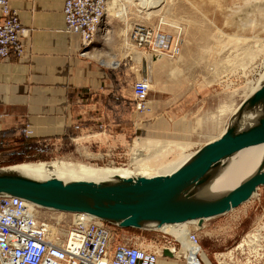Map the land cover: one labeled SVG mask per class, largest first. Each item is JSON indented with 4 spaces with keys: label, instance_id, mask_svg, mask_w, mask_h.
I'll use <instances>...</instances> for the list:
<instances>
[{
    "label": "rangeland",
    "instance_id": "obj_1",
    "mask_svg": "<svg viewBox=\"0 0 264 264\" xmlns=\"http://www.w3.org/2000/svg\"><path fill=\"white\" fill-rule=\"evenodd\" d=\"M132 1H109L101 38L87 52L94 49L105 59L117 58L114 61L128 81H147L148 109L138 112L134 106L133 112L120 111L119 123L127 120V133L99 135L92 128L47 143H6L5 148L20 152L1 155L0 166L69 161L134 171L133 157L139 143L145 148L137 157L147 156L154 174H163L165 163L218 136L233 109L262 81L264 0H259V8L255 0H164L162 8L147 10L161 9L150 15L139 12L137 0ZM135 23L159 28L169 37V48L159 51L165 53L163 58L157 61L156 52L135 46L129 37ZM231 211L242 219L239 233L227 236L224 230H199L187 223L190 233L211 264H264V186ZM213 220L224 221V217L216 216L209 222ZM160 234L158 230L124 229L117 231L116 241L142 238L145 244L167 243L179 248L177 239L164 241ZM221 236L225 239L219 244L215 238Z\"/></svg>",
    "mask_w": 264,
    "mask_h": 264
},
{
    "label": "crops",
    "instance_id": "obj_2",
    "mask_svg": "<svg viewBox=\"0 0 264 264\" xmlns=\"http://www.w3.org/2000/svg\"><path fill=\"white\" fill-rule=\"evenodd\" d=\"M8 2L23 28V51L0 60V156L20 152L5 148L9 142L47 143L92 128L99 135L127 133V120L119 123V113L133 112V80L123 77L119 63L112 65L117 58L105 59L94 49L81 54L79 36L65 30L64 0ZM100 31L101 26L93 43L100 40ZM222 216L220 222L206 219L199 230H224L227 236L239 233L241 217L232 211ZM157 230L164 241L174 239L166 230ZM224 239L215 238L218 243ZM156 264L189 263L162 256Z\"/></svg>",
    "mask_w": 264,
    "mask_h": 264
},
{
    "label": "water",
    "instance_id": "obj_3",
    "mask_svg": "<svg viewBox=\"0 0 264 264\" xmlns=\"http://www.w3.org/2000/svg\"><path fill=\"white\" fill-rule=\"evenodd\" d=\"M260 144H264V80L239 103L224 130L172 172L64 181L56 176L37 179L0 166V195L17 196L44 209L87 213L122 229L157 230L183 223L200 228L206 219L231 211L264 186L263 156L237 185L222 192L207 191L211 178L235 154ZM162 255L173 257L167 248Z\"/></svg>",
    "mask_w": 264,
    "mask_h": 264
},
{
    "label": "built area",
    "instance_id": "obj_4",
    "mask_svg": "<svg viewBox=\"0 0 264 264\" xmlns=\"http://www.w3.org/2000/svg\"><path fill=\"white\" fill-rule=\"evenodd\" d=\"M109 1L64 0L65 30L79 36L81 54L93 43ZM22 32L17 11L8 0H0V60L11 52L21 55ZM129 37L144 52L169 48L166 34L141 23L132 26ZM149 92L147 81L133 83L138 112L148 109ZM118 230L124 229L87 213L44 209L17 196L0 195V264H156L163 249H169L167 243L145 244L142 238L118 242Z\"/></svg>",
    "mask_w": 264,
    "mask_h": 264
},
{
    "label": "bare ground",
    "instance_id": "obj_5",
    "mask_svg": "<svg viewBox=\"0 0 264 264\" xmlns=\"http://www.w3.org/2000/svg\"><path fill=\"white\" fill-rule=\"evenodd\" d=\"M255 1H257V3H254V5L259 8L260 7L259 0H255ZM129 2L132 3L133 1L129 0ZM163 2L164 0H137V5L140 8L139 12L146 11L147 14L150 15V14L159 13L161 9H157L156 11H147V10H150L151 8L155 9L157 7L162 8ZM232 36L230 35V37L228 38L231 39ZM239 39L240 38H238L237 40ZM244 40L243 42H245ZM231 48H233V46ZM155 54L156 55H154V59L157 61L163 58V56L165 55V53L163 52H156ZM111 63L113 66H116L118 64V61L116 62L113 60ZM243 66L245 67L246 65ZM263 80H264V74L262 81ZM237 107L233 109L232 111L233 114L237 110ZM251 117H253L252 114L247 117V120H250ZM223 130L224 128L222 129V131ZM143 148L145 147L137 143L134 152L135 156L133 157V163H132L133 166L135 167L134 171L130 170L128 167L119 168L114 166L113 167L96 166V165H89V164H83L79 162H69V161H55L50 163L26 162V163L8 166L6 168L17 170L25 175L37 179H45L51 176H56L57 178H60L64 181L77 180V179L99 181V180L113 179L117 176L134 177L138 175H145V176L155 175L154 174L155 171L152 168L153 165H151L150 159L147 156L137 157V155L140 154V151ZM190 155L191 153L185 155L184 157L177 158L170 162L165 163L163 165V169H165L166 173L172 172L179 165H181ZM263 156H264V144L251 146L239 151L229 160L226 167L220 173H218L216 176L211 178L207 186V191L212 193L222 192L237 185L239 182H241L243 179L249 176L257 168ZM161 229L171 233L174 236V239H177L180 244L178 249L172 246H168L170 251L173 253V257L183 258L185 262L189 264L196 262V260L198 259L202 260L205 264H211L206 253L201 249V246L195 240V236L190 233L187 223L176 224L172 226H164Z\"/></svg>",
    "mask_w": 264,
    "mask_h": 264
},
{
    "label": "trees",
    "instance_id": "obj_6",
    "mask_svg": "<svg viewBox=\"0 0 264 264\" xmlns=\"http://www.w3.org/2000/svg\"><path fill=\"white\" fill-rule=\"evenodd\" d=\"M126 229H133V230H139V229H136V228H135V229H134V228H126ZM142 232H143V230H142Z\"/></svg>",
    "mask_w": 264,
    "mask_h": 264
}]
</instances>
